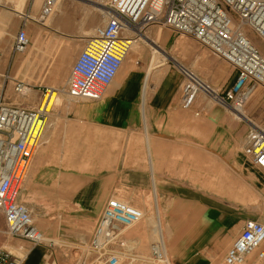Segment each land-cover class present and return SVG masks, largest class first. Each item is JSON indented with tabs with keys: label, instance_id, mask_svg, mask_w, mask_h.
<instances>
[{
	"label": "rangeland",
	"instance_id": "374dc122",
	"mask_svg": "<svg viewBox=\"0 0 264 264\" xmlns=\"http://www.w3.org/2000/svg\"><path fill=\"white\" fill-rule=\"evenodd\" d=\"M15 1L14 3L10 1L0 7V57L5 69L3 73L10 72L15 79L33 84L32 86L35 88L31 92L38 95V100L30 101L32 94L30 97L14 94L11 85L6 88V99L9 103L24 108L37 109L43 97L46 96L45 102H47L51 92H55L48 109L46 128L48 141H45V132L32 159L21 202L25 203L32 211L35 224L45 238L42 245H48L53 249L55 258L57 257L61 264H97L90 249V241L97 224L96 220L89 218L90 213L83 209L86 207L85 205H72L69 202L79 203V200L86 199L81 196L89 187L97 185V197L88 198V200L92 204V209L99 215L102 208L99 205L100 195L105 185H109L110 170L116 166L117 157L111 155L110 148L102 147V144L96 141L92 143L82 141L79 139L80 134L77 131L66 130L64 132V126L61 124L53 126L52 123L56 116L61 115V112L65 115L69 108L77 102L70 99L65 93L68 80L73 65L87 41L93 37L96 28L105 24L109 12V0H63L61 12L57 13L56 11L54 13H57L55 18L59 25L52 30L50 29L53 26L51 22H47L45 27L38 23H36L38 26H35L32 21L29 22L25 29L30 37L31 46L25 53L18 54H14L12 48L23 22L18 17V4H15ZM39 1L41 4L42 0ZM64 3L65 14L63 12ZM38 6L39 2L30 13L32 17L37 18L39 15ZM28 7L29 0L24 7V14H26ZM154 29L159 30L162 35L167 34L169 36L170 42L166 46V51L170 58L163 60L162 63H169L175 72H177L178 67L173 58L208 87L215 89L217 94L223 90V86L228 85L233 80L232 71L228 65L193 39L176 34L161 26L152 27L145 33ZM245 31L256 46L259 47L258 42L264 45V42L251 30L245 28ZM86 35H88L87 38H85ZM142 43L145 44L141 41ZM146 45L143 46L147 47L152 54L153 49ZM34 47V53L37 52L38 54L32 57V60H28L33 54L29 52ZM160 53L163 55V51ZM262 53L264 54L263 51ZM32 65L35 67L33 79H31ZM141 66L142 63L137 67ZM157 68L158 66L150 68L146 90L150 88L149 80ZM122 72L123 66L113 81V86L118 85L119 80L125 75ZM141 79L144 78L141 77ZM36 80H39L38 84ZM183 81L184 77L180 79V89H182ZM201 94L203 95V93ZM207 96L205 101L214 107L216 115L228 117L226 125L232 131L230 155L233 159L236 153L243 148L244 135L239 134V132L244 128L245 125L242 121H246V118L241 116L239 112L220 105L213 97ZM15 100H18L19 104ZM244 110L247 111L245 117L253 119L258 126L264 127V87L257 90ZM201 120H203L202 116H200ZM199 127L200 132L208 131L205 125H199ZM247 132L248 128L246 129ZM120 138L123 137L120 136ZM121 141L120 139V155L123 151ZM198 160L199 193L200 195L201 193L208 195L204 199L206 203L199 206L200 212L207 205H211L223 213L234 215L236 218L241 216L247 220L253 219L264 224L263 170L254 169L249 164L247 169L249 172L245 175L224 165L217 158L212 159L200 154ZM30 172H34L31 177ZM244 176L247 178L246 180ZM65 184L72 185L71 188L74 190L72 195L62 196L63 190L69 191L68 188H61ZM52 186L54 190H50ZM29 189L32 191L30 195ZM91 193V196H96V192L92 191ZM122 194H125L123 190L114 197L140 209L144 216L137 225L124 229L122 231L123 244L114 246L120 258V264H178L170 254V244L165 236L166 224H174L175 222H167L162 219L160 200L158 199L159 202L156 204V199L150 193L145 198L137 196V202H131ZM3 221L0 214V225ZM174 229V232H180L179 229ZM162 246L166 252L168 249L170 262L164 258ZM216 250L217 252L211 254V264H224L226 255L222 253L221 247L216 248ZM166 252L164 251L165 255H167ZM157 253L162 255L163 259H160ZM53 262L54 258H51L50 264ZM245 264L264 263L258 261L256 255L253 254Z\"/></svg>",
	"mask_w": 264,
	"mask_h": 264
},
{
	"label": "built area",
	"instance_id": "2783aa9c",
	"mask_svg": "<svg viewBox=\"0 0 264 264\" xmlns=\"http://www.w3.org/2000/svg\"><path fill=\"white\" fill-rule=\"evenodd\" d=\"M36 0H29V11ZM59 0H42L39 15L21 14L23 26L13 43L14 54L31 46L26 31L29 22L43 24L56 12ZM104 25L96 28L73 65L65 93L75 101H101L122 67L131 42L148 29L166 27L189 37L225 62L233 80L217 95V102L233 111L246 107L260 87H264V54L248 37L245 28L264 42V0H109ZM248 35V36H247ZM181 105L190 109L200 93L207 92L201 80L187 70ZM11 85L16 95H28L35 86L19 81L10 72L0 73V214L7 235L40 246L45 238L37 228L32 211L21 196L35 151L46 131L48 108H24L6 99ZM251 124L243 152L264 171V127ZM143 212L123 200H108L93 232L90 249L97 264H120L114 246L123 244L122 231L143 219ZM158 257L162 258L159 253ZM256 255L264 263V224L248 219L224 264H245ZM8 251L0 254V264H21Z\"/></svg>",
	"mask_w": 264,
	"mask_h": 264
},
{
	"label": "crops",
	"instance_id": "0c3cea01",
	"mask_svg": "<svg viewBox=\"0 0 264 264\" xmlns=\"http://www.w3.org/2000/svg\"><path fill=\"white\" fill-rule=\"evenodd\" d=\"M10 1L14 3V0H0V7ZM62 1L58 5L57 13L62 10ZM38 2L40 6V1L36 0L34 8ZM16 3L18 17L22 19L20 15L25 12L27 0H16ZM63 6L65 14V3ZM29 10L28 7L27 12L31 13L32 10ZM57 13H53L47 21L52 22V30L59 25L55 18ZM33 24L36 26V23ZM149 33L160 34L158 44L164 47L163 59L169 60L166 51L170 42L169 36L162 35L156 29L150 30ZM258 43L264 52V45ZM139 44L140 50L135 56L134 68L126 72L118 85H111L101 101H77L65 115L61 112V115L53 119V126L61 124L64 126V132L77 131L80 140L90 143L96 141L102 144V147L110 148L111 155L117 157L116 166L110 170L109 185H105L100 195L99 205L102 208L99 215L92 209L88 200L97 197V185L89 187L81 196L86 199L69 204L85 205L83 209L90 213L89 218L95 219L97 223L108 200L118 195L119 191L123 190V197L131 202H137V196L145 198L152 193L156 204L158 199L160 200L162 219L175 222L165 226V236L168 238L173 260L178 264H211L210 257L212 253L217 252L216 248L221 247L222 253L227 254L247 219L223 213L211 205L199 211V206L206 203L204 199L208 195L199 193L198 158L200 154L212 159L217 158L224 165L245 175L249 172V164L254 169L257 168L244 155L243 148L231 159L232 131L226 125L228 117L216 115L214 107L205 101L207 95L200 96V93L190 109L182 107V89L179 82L184 75L179 68L175 72L169 63H162L153 71L149 80L150 88L146 90L152 54L143 46L145 44ZM36 54L38 53H33L30 58L27 55V59L32 60ZM141 63L142 66L137 67ZM34 69L32 65L31 79L34 78ZM3 71L5 69L0 57V73ZM36 83L38 84L39 80H36ZM200 116L203 117L201 121ZM247 118L255 123L253 119ZM242 123L248 128L247 133L245 126L239 132L244 135L245 144L251 124L245 120ZM199 125H205L208 131L200 132ZM45 132V141H48L47 129ZM120 139L123 146L121 155ZM32 173L34 172H30V177ZM244 178L247 179L245 176ZM53 186L50 190H54ZM71 187L72 185H62L61 188L69 189L63 190L62 196L72 195L74 190ZM92 191L96 192V196H91ZM30 192L32 191H29V195ZM3 223L0 225V254L8 251L14 257L21 258V264H50L51 258H54L53 264H61V261L55 258V251L48 245L34 247L28 242L12 238L7 235ZM174 228L180 232H174ZM166 253L168 255V249Z\"/></svg>",
	"mask_w": 264,
	"mask_h": 264
},
{
	"label": "bare ground",
	"instance_id": "6f19581e",
	"mask_svg": "<svg viewBox=\"0 0 264 264\" xmlns=\"http://www.w3.org/2000/svg\"><path fill=\"white\" fill-rule=\"evenodd\" d=\"M61 0H59L57 2V7H56V10L58 8V5L60 3ZM64 10V9H63ZM104 14V12H103ZM64 15V14H63ZM49 19V18H48ZM48 19H46L44 21L43 24L41 25H44V27L46 26L45 24H47V21ZM34 23V22H33ZM52 24V22H51ZM37 25V24H36ZM42 27V26H40ZM248 36V35H247ZM5 37V35H4ZM88 35L85 36V38H87ZM160 37V35H158V33H143L142 35H139V39L136 40V41H132L131 42V48H130V51L126 57V59L124 60V65L123 66V72L124 74H126V72L130 71L131 69L134 68V63H135V56L138 54V51L140 50V44L139 42H144L145 44L149 45L152 49H153V52H152V56H151V59H150V63H149V70H148V75L150 74V68L152 67H155V66H159L162 64L163 62V55L160 53V51H163L164 52V47L159 45L158 44V38ZM249 37V36H248ZM250 38V37H249ZM251 39V38H250ZM4 40V39H3ZM6 40V39H5ZM160 40V39H159ZM252 40V39H251ZM5 42V41H4ZM253 42V41H252ZM34 49L35 47L29 52V53H34ZM139 56V55H138ZM144 58V57H143ZM142 60V59H141ZM174 63H176L177 67L181 70V71H184V70H187L180 62H178L176 59H174ZM122 68V67H121ZM120 68V69H121ZM120 71V70H119ZM188 71V70H187ZM122 72V73H123ZM189 72V71H188ZM119 73V72H118ZM117 73V74H118ZM193 75V74H192ZM117 76V75H116ZM116 78V77H115ZM115 80V79H114ZM202 82V81H201ZM202 84L204 85L205 89L207 90V92H204L203 94H207L211 97H213V99L217 100V92L215 89H212L210 87H208L205 83L202 82ZM32 94V92L30 91L28 96L30 97V95ZM55 94V92H51V95L49 96V99L47 100V102H45V97H43L42 99V102L37 106V108L42 105H46V107L49 109L50 105H51V102H52V97L53 95ZM202 95V94H201ZM200 95V96H201ZM25 100V99H24ZM38 100V95H35V94H32V96L30 97V101H37ZM16 103L19 104V101L18 100H15ZM245 109V107H244ZM240 110L239 113L241 114V116H244V118H247L245 116H247V111L246 110ZM236 112V111H235ZM162 254L164 256V258L166 259L167 262H170L168 259V255H165L164 251L166 252V249L164 250V247L162 246ZM162 256V257H163Z\"/></svg>",
	"mask_w": 264,
	"mask_h": 264
}]
</instances>
